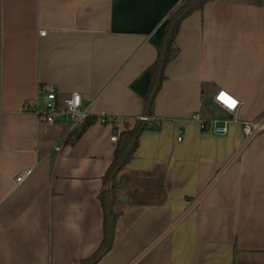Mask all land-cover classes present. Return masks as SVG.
<instances>
[{
    "label": "crops",
    "instance_id": "crops-1",
    "mask_svg": "<svg viewBox=\"0 0 264 264\" xmlns=\"http://www.w3.org/2000/svg\"><path fill=\"white\" fill-rule=\"evenodd\" d=\"M183 2L0 0V264H80L99 248L117 143L97 119L131 128L142 116L155 46ZM175 46L158 128L116 178L127 199L114 205L113 245L97 264H264V130L242 133L264 123V0L207 2ZM41 86L81 95L92 122L77 140L68 116L48 125L25 107ZM220 91L238 101L234 114ZM194 114L229 121L228 133L202 130ZM23 169L32 174L17 185Z\"/></svg>",
    "mask_w": 264,
    "mask_h": 264
},
{
    "label": "trees",
    "instance_id": "trees-1",
    "mask_svg": "<svg viewBox=\"0 0 264 264\" xmlns=\"http://www.w3.org/2000/svg\"><path fill=\"white\" fill-rule=\"evenodd\" d=\"M212 0H184V2L172 11L167 17L159 43L155 46L156 58L150 66V79L147 91L142 99V117L151 118L154 110V102L163 82L166 80L165 71L168 64L177 53L175 40L179 27L183 20L196 11L201 12L204 5ZM92 119L87 118L80 131L76 132L74 140H77L84 130L90 125ZM158 128L153 122L135 120L131 128H125L118 137L113 159L103 177L104 189L99 195L103 211V238L102 242L87 259L80 264H97L113 245L115 225L118 214L114 212V205L118 201L123 188L117 186L116 178L133 159L138 147L141 135L148 129ZM72 143V140H71Z\"/></svg>",
    "mask_w": 264,
    "mask_h": 264
},
{
    "label": "built area",
    "instance_id": "built-area-1",
    "mask_svg": "<svg viewBox=\"0 0 264 264\" xmlns=\"http://www.w3.org/2000/svg\"><path fill=\"white\" fill-rule=\"evenodd\" d=\"M44 32L41 33V36H44ZM223 93H220L216 96L217 102L222 104V106L227 107V112L234 114L238 108V101H236L235 107H229L226 101L220 100L219 96ZM227 96V95H226ZM229 99H233L227 96ZM39 101L42 102L43 107H39ZM82 97L79 93L73 92L66 96L58 95L57 91L54 87L50 86H41L39 87V96L37 100L28 101L25 104L28 110L32 111L36 114L37 118L40 122L53 125L55 124V117L58 115H66L70 119V126L67 133L70 136H75L76 132H78L86 119L89 117L88 110L83 108L82 106ZM138 119L142 121H148L152 124L159 125L158 122H154L153 119L149 117H139ZM194 121H198L200 128L202 130L208 129L217 135H226L228 133V125L229 121H211L209 123L204 122L200 115L194 114L192 116ZM97 121L103 125H111L113 127V134L110 137V141L112 143H117L119 134L125 129V122L126 120L122 117H109L105 115H100ZM264 130V123L261 121H254V122H244L242 125V133L247 139L253 138L256 134L260 131ZM67 134V135H68ZM181 139L178 138V141ZM56 151H60L58 147H56ZM32 174L31 169H23L19 171L18 175L15 176V183L20 185L24 183V181L30 177Z\"/></svg>",
    "mask_w": 264,
    "mask_h": 264
},
{
    "label": "snow or ice",
    "instance_id": "snow-or-ice-1",
    "mask_svg": "<svg viewBox=\"0 0 264 264\" xmlns=\"http://www.w3.org/2000/svg\"><path fill=\"white\" fill-rule=\"evenodd\" d=\"M220 100L226 101L229 105V107H235L236 106V101L234 99H229L225 94L221 93L219 96Z\"/></svg>",
    "mask_w": 264,
    "mask_h": 264
},
{
    "label": "water",
    "instance_id": "water-1",
    "mask_svg": "<svg viewBox=\"0 0 264 264\" xmlns=\"http://www.w3.org/2000/svg\"><path fill=\"white\" fill-rule=\"evenodd\" d=\"M118 199H119V200H123V199L125 200V199H127V197L124 196V195H120Z\"/></svg>",
    "mask_w": 264,
    "mask_h": 264
},
{
    "label": "rangeland",
    "instance_id": "rangeland-1",
    "mask_svg": "<svg viewBox=\"0 0 264 264\" xmlns=\"http://www.w3.org/2000/svg\"><path fill=\"white\" fill-rule=\"evenodd\" d=\"M251 1H255V2H257V1H259V0H251Z\"/></svg>",
    "mask_w": 264,
    "mask_h": 264
}]
</instances>
